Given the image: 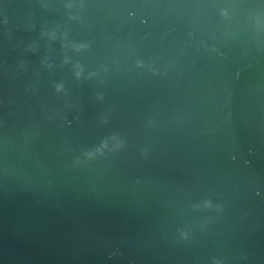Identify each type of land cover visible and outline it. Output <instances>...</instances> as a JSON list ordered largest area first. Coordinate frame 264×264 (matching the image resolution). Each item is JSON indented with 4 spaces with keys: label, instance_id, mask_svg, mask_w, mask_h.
Returning a JSON list of instances; mask_svg holds the SVG:
<instances>
[{
    "label": "water",
    "instance_id": "95a60500",
    "mask_svg": "<svg viewBox=\"0 0 264 264\" xmlns=\"http://www.w3.org/2000/svg\"><path fill=\"white\" fill-rule=\"evenodd\" d=\"M0 264H264V0H0Z\"/></svg>",
    "mask_w": 264,
    "mask_h": 264
}]
</instances>
